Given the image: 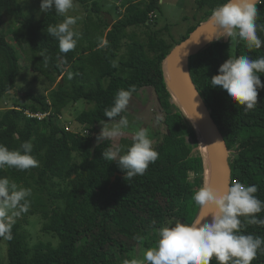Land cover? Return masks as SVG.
<instances>
[{"label": "trees", "instance_id": "16d2710c", "mask_svg": "<svg viewBox=\"0 0 264 264\" xmlns=\"http://www.w3.org/2000/svg\"><path fill=\"white\" fill-rule=\"evenodd\" d=\"M75 1L83 5L92 3L94 12H102L98 0ZM206 1L197 0L201 8ZM223 3L226 0H219L205 18L210 19L212 11ZM160 4L161 0H125V11L117 15L113 25L102 17L101 23L107 28L111 26L104 38L101 34L91 46L78 43L74 50L62 54L58 41L47 35L46 28L59 24L65 19L63 15L53 8L37 20L24 14L19 0H0V25L6 14L12 16L18 25L12 36L19 45L30 46L36 61L42 63L38 70L48 75L51 82L56 80L54 74L63 76L49 96L26 93L24 98L31 103H16L0 120V144L16 150L23 142L30 141L31 155L39 161L38 167L26 171L0 169V177H7L18 188L31 189L30 208L23 215H38L42 232L58 240L57 245L42 241L32 244L30 232L22 222L16 221L13 239L6 240L9 264H123L125 253L135 250L141 241L155 247L158 230L169 220L190 224L199 218L201 210L192 195L199 187L206 186L208 161L194 120L180 102H168L174 94L164 63L170 51L204 19L177 41L170 33V25L154 28L157 19H151L150 14H157ZM257 8L260 11L257 34L264 41V31H260L264 28V4ZM134 27H144L145 37L129 31ZM165 31L170 40L165 38ZM101 38L108 41L107 47L98 48ZM125 47V52L120 54ZM41 52L50 57L46 68ZM240 55L251 59L264 56V44L260 49L249 50L243 42H235L233 47L230 39L221 38L191 56L189 68L230 151L231 184L239 178L243 185H257L255 195L264 201V89H258V106L246 113L225 90L210 86L220 65L229 57ZM20 58L8 35L1 30L0 98L6 94L18 95L12 90L21 70ZM74 64L78 65V71ZM64 69H67L65 73ZM260 79L264 83V74ZM130 85L136 88L133 95L150 87L161 101H166L162 106L166 122L163 141L153 146L159 153L157 161L149 165L144 175L125 180V173L115 162L102 159V152L114 145L108 140L99 142L94 125L109 121L104 110L112 106L119 89L127 90ZM80 100L93 105L77 116V122L89 129V134L65 130L60 118L68 104ZM25 111L49 112V115L39 119ZM132 139L125 137L119 144L130 146ZM189 171L197 174L191 181ZM142 214L156 221L153 229L143 228ZM257 217L264 219V211ZM240 219L244 221L243 217ZM241 231L264 237V226L258 224H245ZM136 236L142 239L138 241ZM262 263L264 254L258 253L252 264ZM212 264H216L215 259Z\"/></svg>", "mask_w": 264, "mask_h": 264}, {"label": "clouds", "instance_id": "9594fccd", "mask_svg": "<svg viewBox=\"0 0 264 264\" xmlns=\"http://www.w3.org/2000/svg\"><path fill=\"white\" fill-rule=\"evenodd\" d=\"M264 0H226L212 11V23L222 37L230 38L231 42H243L249 50L260 49L264 41L258 37L257 21L260 16L257 6ZM55 9L58 15L65 16L63 22L48 25L46 33L58 41L59 51L66 54L77 47L81 34L74 30L78 17L67 15L74 8V0H41L40 11L48 13ZM264 31V28H260ZM108 46V41L101 38L98 48ZM42 62L48 66L50 57L41 52ZM113 66L116 63L113 62ZM185 74V73H184ZM264 74V56L251 59L247 55L229 57L212 76L210 86H219L225 90L229 98L247 113L258 106V89H264L261 82ZM187 75V74H185ZM69 79L72 73H68ZM134 85L119 89L114 96L112 106L104 110L109 122L119 120L108 126L103 125L97 140H114L123 135L129 127L127 112ZM33 144L25 141L19 149L9 150L0 144V169L5 167L26 171L39 166V161L31 155ZM159 153L146 127H139L134 132L132 144H119L108 147L102 152V159L115 162L125 173V180L144 175L149 165L155 163ZM197 174L188 172L191 181ZM258 186L243 185L234 182L221 190L212 185L201 186L194 191L192 199L202 214L192 223H181L177 220L173 225L163 226L158 230L156 246L146 249L142 258L124 260L123 264H252L258 253L264 254V237L243 234L245 224L264 226V219L257 214L264 211V201L255 194ZM32 195L30 188L19 187L7 177H0V238L12 240V229L16 219L29 211ZM211 216L210 222L202 221ZM244 218V221L240 219ZM153 225L156 223L152 221ZM141 240L142 237H134Z\"/></svg>", "mask_w": 264, "mask_h": 264}, {"label": "rangeland", "instance_id": "374dc122", "mask_svg": "<svg viewBox=\"0 0 264 264\" xmlns=\"http://www.w3.org/2000/svg\"><path fill=\"white\" fill-rule=\"evenodd\" d=\"M218 1L219 0H207L205 5L201 8L197 0H161L160 9L156 14L157 21L154 28L159 29L165 27L166 25H170V33L177 41H179L188 32L189 28L198 25L202 19L204 20L201 21V23L206 22V13L211 10ZM40 2L41 0H19L20 7L24 14L37 20H41L46 16V13L40 11ZM98 2L102 5V12L99 14L92 10V3L83 5L75 0L74 8L67 13V15L78 17L77 23L73 27L75 31L81 34L78 41L80 46H91L93 42L96 41L95 38H98V36L101 34L104 38L107 32L111 29V26L107 28L101 23L104 12L111 13L114 21H116L118 18L117 15H122L126 8V5H124L125 0H98ZM117 7L119 8V13H116ZM63 20L64 19H61L59 23L63 22ZM96 24L98 26H96ZM17 26L18 25L15 19H13V17L8 14L4 16L3 24L0 25V31H5L12 46L18 50V53L21 57V70L16 83V88L13 92V94H17L18 92V95L14 96L6 94L0 98V120L4 112L7 109L13 107L16 103H31L30 101L25 100L24 96L26 93H46L47 96H49L50 90L57 88L59 81L63 80V76L57 77L54 74L56 80L51 82L48 75L43 73L41 70H38L42 63L40 60L36 61L34 57L35 54H33L30 46L27 43L19 45L12 36L13 30ZM129 31H136L139 36L142 38L145 37L144 27L130 28ZM168 35L169 33L165 31V38L170 40ZM221 38L224 40L230 39L227 37ZM232 44L234 47L235 41H232ZM125 50L126 47L122 49L120 54H123ZM74 65L75 70L78 71V65ZM44 68L46 67L44 66ZM66 70L67 69L63 70L64 73ZM49 74L50 76H53V72L50 71ZM83 82H85L84 79ZM178 101L179 100L176 96H173L168 100L170 103ZM164 102L159 99V95L155 93L153 88L150 87L143 88L138 93L132 95L127 112L122 113V115L127 116L130 122L129 127L123 130L122 136L108 141L114 146L119 145L123 138H133L134 132L138 130L139 127H146L149 130V136L153 142V146L161 143L165 133L166 122V116L164 115V111L162 109V106L165 104ZM91 106L93 105L88 104L85 100H80L77 103H70L60 114L62 115L61 121H63L64 124H70L71 127L75 129V131H82L85 128L77 122V116ZM117 121L118 120L105 122H109L108 126L111 127L112 124ZM94 127L96 128V134L98 136L103 125L100 123L98 125H94ZM235 182H239V178L235 179ZM140 218L142 226L145 230H150L155 227L149 216L142 214ZM16 221L22 222L25 228L30 232L32 244L38 243L40 241L51 242L54 245L58 244V240L55 237L42 232V220L38 215L28 214L25 216L22 214V216L17 218ZM176 221L169 220L166 222L165 226L173 225ZM149 248H153V246L150 245L148 241H141L135 250H129V252L125 253L124 260L142 258L144 251ZM7 251V241L3 238H0V264H9Z\"/></svg>", "mask_w": 264, "mask_h": 264}, {"label": "water", "instance_id": "95a60500", "mask_svg": "<svg viewBox=\"0 0 264 264\" xmlns=\"http://www.w3.org/2000/svg\"><path fill=\"white\" fill-rule=\"evenodd\" d=\"M104 16L110 25L114 24L115 21L111 13L104 12ZM221 37V34L213 25L212 19H208L170 51L165 60L164 68L166 74L169 73L167 78L171 91L194 120L199 133L200 129L203 131L206 143L213 151L216 167V188L224 190L231 185L230 151L219 126L212 117L192 78L189 68L191 56ZM13 92L14 90H12ZM200 144L202 146V140ZM210 221V215L205 217L204 222Z\"/></svg>", "mask_w": 264, "mask_h": 264}, {"label": "bare ground", "instance_id": "6f19581e", "mask_svg": "<svg viewBox=\"0 0 264 264\" xmlns=\"http://www.w3.org/2000/svg\"><path fill=\"white\" fill-rule=\"evenodd\" d=\"M167 75H169L168 72ZM200 135H201V140L203 141L202 150L205 156L207 157V161H208V167L206 170V175H207L206 186L212 185L214 188H216V167H215L213 151L211 147L206 143L205 135L201 129H200ZM204 221L205 219L202 221V223Z\"/></svg>", "mask_w": 264, "mask_h": 264}, {"label": "built area", "instance_id": "2783aa9c", "mask_svg": "<svg viewBox=\"0 0 264 264\" xmlns=\"http://www.w3.org/2000/svg\"><path fill=\"white\" fill-rule=\"evenodd\" d=\"M150 17H151V19H154L156 17V13H151ZM25 113L30 117H38L39 119H42V118L46 117L47 115H49V112L31 113L29 111H25ZM60 118L62 119V115H60ZM65 130L70 131V132L80 133V134H89L90 133L89 129H83L82 131H79V132L75 131V129L72 128L70 124H65Z\"/></svg>", "mask_w": 264, "mask_h": 264}]
</instances>
